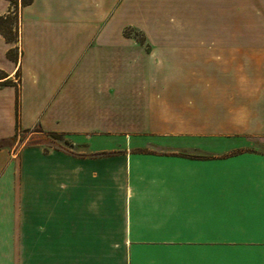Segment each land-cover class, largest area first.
Instances as JSON below:
<instances>
[{"label":"crops","instance_id":"1","mask_svg":"<svg viewBox=\"0 0 264 264\" xmlns=\"http://www.w3.org/2000/svg\"><path fill=\"white\" fill-rule=\"evenodd\" d=\"M16 24L0 264H264V0H32Z\"/></svg>","mask_w":264,"mask_h":264},{"label":"trees","instance_id":"2","mask_svg":"<svg viewBox=\"0 0 264 264\" xmlns=\"http://www.w3.org/2000/svg\"><path fill=\"white\" fill-rule=\"evenodd\" d=\"M9 1H10L11 7H13L14 10H17L18 8L17 0H9ZM31 2L32 0H20V6H25ZM10 13L11 11L9 12L8 15L4 17H0V33L3 35V37L5 38L7 42H13L15 41L17 37V29L15 30L13 27L14 25L12 24V18L9 16ZM51 136H55V134H52ZM58 136H61V135H58Z\"/></svg>","mask_w":264,"mask_h":264},{"label":"rangeland","instance_id":"3","mask_svg":"<svg viewBox=\"0 0 264 264\" xmlns=\"http://www.w3.org/2000/svg\"><path fill=\"white\" fill-rule=\"evenodd\" d=\"M19 2V4H18ZM17 5H18V8L17 10H14L13 7L12 10H11V13H10V17L12 18V24L14 25V29L16 30L17 29V26H16V22H17V18H18V11H19V6H20V0H17ZM17 13V14H16ZM142 39L140 38V41ZM22 136V135H21ZM28 137V134L23 136V141L21 140V144L24 143V140ZM22 139V138H21ZM44 140H48V141H51L49 144L50 146H53V147H63V148H68V147H71L72 145V142L66 138L65 136H58V135H55V136H51V135H48L46 136V139H45V136H42V141ZM28 143H34V140L32 139H29Z\"/></svg>","mask_w":264,"mask_h":264}]
</instances>
